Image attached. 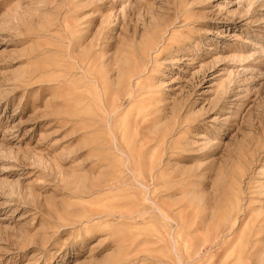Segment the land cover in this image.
<instances>
[{
	"label": "rangeland",
	"instance_id": "rangeland-1",
	"mask_svg": "<svg viewBox=\"0 0 264 264\" xmlns=\"http://www.w3.org/2000/svg\"><path fill=\"white\" fill-rule=\"evenodd\" d=\"M263 139L264 0H0V264H264Z\"/></svg>",
	"mask_w": 264,
	"mask_h": 264
},
{
	"label": "bare ground",
	"instance_id": "bare-ground-1",
	"mask_svg": "<svg viewBox=\"0 0 264 264\" xmlns=\"http://www.w3.org/2000/svg\"><path fill=\"white\" fill-rule=\"evenodd\" d=\"M141 72V71H140ZM136 75V74H135ZM131 76V75H130ZM139 76V75H138ZM137 77V76H136ZM134 78V77H133ZM96 80V79H95ZM94 80V81H95ZM130 80L131 79H127L125 82H124V80H123V82H122V89H123V91H124V95H126L132 102H130V104L131 103H135L136 101L135 100H137V98L140 96V95H143V94H141L140 93V91H139V89H140V87H139V89L138 90H136L135 89V91L133 90H130V89H128V85L130 84ZM98 80H96V82H97ZM137 83V82H136ZM135 88H138V87H135ZM101 91V90H100ZM122 92V91H121ZM120 92V93H121ZM79 94V93H78ZM145 94V93H144ZM75 95V94H74ZM144 96V95H143ZM75 97H77V96H75ZM74 97V98H75ZM84 98H87V97H85V96H83ZM83 97H81L80 96V94L78 95V98H79V100L77 99V101H79V102H83V103H85L84 101H86V100H83L82 101V98ZM114 97H115V95H114ZM147 97V96H146ZM141 98V97H140ZM139 98V99H140ZM143 98V97H142ZM104 101H102V102H104V105H103V103H102V105L104 106V107H102L103 109H106V113H107V115L110 117V118H112V119H116L117 118V114H118V110H117V108H119V106L121 105V99L118 101V99H117V101H116V99H111V101H109L110 103H108L107 104V101H108V99H106V97L104 96ZM144 99V98H143ZM81 100V101H80ZM100 100V99H99ZM147 100H149V99H147ZM74 101V103H75V101H76V99L75 100H73ZM72 101V102H73ZM116 101V102H115ZM126 101V100H125ZM139 101V100H138ZM145 101H146V99H145ZM143 102V101H142ZM138 103V102H137ZM76 104V103H75ZM143 104V103H142ZM149 104H150V102H149ZM76 105H78V104H76ZM75 105V106H76ZM84 105V104H83ZM141 105V104H140ZM144 105V104H143ZM73 106V105H72ZM85 106V105H84ZM86 106L88 107V105H87V102H86ZM148 106V105H147ZM74 107V106H73ZM76 107H78V106H76ZM87 107H82V108H87ZM89 108V107H88ZM79 109H81V108H79L78 107V109H72L73 110V112H72V114H71V116H79L80 114H81V111L79 110ZM142 109V107H139V109H138V111L139 110H141ZM144 109V108H143ZM71 110V111H72ZM81 110H83V109H81ZM90 110V109H89ZM137 110V109H136ZM104 111V110H103ZM130 109H126V111L125 112H123V114H124V116H123V120H124V123L125 124H127L126 126L128 127H131V128H135V129H139L140 128V126H142V125H144V123L145 122H140V124H138L139 123V117L138 116H140L139 115V113H135L134 115H132L133 116V118L132 119H128L129 118V116H130ZM142 111V110H141ZM147 111V110H146ZM87 112H88V110H87ZM86 112V113H87ZM132 112V111H131ZM134 112H136V111H134ZM145 112V111H144ZM83 114H85L84 113V111L82 112ZM145 113H148V112H145ZM89 114V113H88ZM105 114V113H104ZM140 114H141V112H140ZM149 114V113H148ZM147 114V115H148ZM86 115V114H85ZM106 115V116H107ZM143 115V114H142ZM81 117H82V115H80ZM88 116H90V115H88ZM100 116V115H99ZM104 116V115H103ZM96 117V116H95ZM105 117V116H104ZM119 117V116H118ZM74 118V117H73ZM83 118H85V117H82L81 119H83ZM89 119H90V117H88ZM100 118H102V117H100ZM99 118V119H100ZM107 118V117H106ZM98 119V118H97ZM103 119V118H102ZM86 120V119H85ZM84 120V121H85ZM105 120V119H104ZM108 120H110V119H108ZM119 120V119H118ZM121 120V119H120ZM123 120H121V122L120 123H122L123 122ZM76 121V120H75ZM97 121V120H96ZM102 121V120H101ZM116 120H114V122H115ZM144 121H145V119H144ZM98 122V121H97ZM110 122H111V120H110ZM113 122V121H112ZM117 122V121H116ZM115 122V123H116ZM78 123V122H77ZM99 123V122H98ZM123 123V124H124ZM85 124V123H84ZM89 124V123H88ZM91 124V123H90ZM108 124V123H107ZM106 124V125H107ZM111 124H113V123H111ZM123 124H122V126H123ZM93 125V124H92ZM97 125V124H96ZM110 125V124H109ZM112 126V125H111ZM118 126V125H117ZM125 126V125H124ZM254 126V125H253ZM91 127V126H90ZM259 127V126H258ZM257 127V128H258ZM114 128H115V125H114ZM120 128V126L118 127V129ZM122 128V127H121ZM93 129H95V128H93ZM112 129H113V126H112ZM130 130V129H129ZM260 130V129H259ZM116 131H117V129H116ZM119 131V130H118ZM122 131V130H121ZM129 132V131H128ZM131 132V131H130ZM119 133H120V131H119ZM122 133H123V131H122ZM124 133H125V131H124ZM118 134V133H117ZM136 134V133H135ZM134 134V135H135ZM262 134V133H261ZM119 135H121V137H122V134H119ZM126 135V134H125ZM111 136H113V135H111ZM258 136V135H257ZM126 137H127V135H126ZM126 137H124V138H126ZM139 137H140V134H139ZM94 138V137H93ZM123 138V137H122ZM255 138V137H254ZM261 138V137H260ZM119 139H120V136H119ZM258 139V138H257ZM131 140V139H130ZM130 140H128V138L126 139V141H127V143H130V142H128V141H130ZM135 140H140V139H135ZM256 140V139H255ZM259 140V139H258ZM264 140V139H263ZM114 141V140H113ZM126 141H125V143H126ZM132 141V140H131ZM157 141H159V139L157 140ZM260 141H261V139H260ZM100 142V141H99ZM120 142H122V141H120ZM140 143H142V141H139ZM114 143V142H113ZM115 143H118V142H115ZM115 143H114V145H115ZM132 143V142H131ZM159 143V142H158ZM123 145V144H122ZM129 145V144H128ZM138 145V144H137ZM153 145V144H152ZM151 145V146H152ZM112 146V145H111ZM131 146H134V145H131ZM149 146V145H148ZM155 146H157V145H155ZM115 147V146H114ZM113 147V148H114ZM126 147V146H125ZM124 147V148H125ZM129 147V146H128ZM153 147H154V145H153ZM118 148H120V147H118ZM152 148V147H151ZM155 148V147H154ZM153 148V149H154ZM117 149V148H116ZM115 149V150H116ZM122 149V148H121ZM146 149H148V148H146ZM152 149V150H153ZM128 150V149H127ZM145 150V149H144ZM150 151H151V149H149ZM123 151V150H122ZM128 151H130V149L128 150ZM127 151V152H128ZM131 151H133L132 149H131ZM130 151V152H131ZM146 151V150H145ZM148 151V150H147ZM149 151V152H150ZM154 151V150H153ZM119 152V151H118ZM129 152V153H130ZM120 153L122 154H119V155H121V156H125V154L123 153V152H121L120 151ZM116 154H118V153H116ZM150 154H152V153H150ZM146 155H147V153H146ZM123 156V157H124ZM131 158H130V160L132 159V160H134L135 159V156L134 157H132V156H130ZM149 156L147 155V157L146 158H148ZM162 157V156H161ZM143 158V157H142ZM168 158V157H167ZM166 158V159H167ZM102 159V158H101ZM119 159V158H118ZM153 159V156H152V158H150V160H152ZM105 160V159H104ZM108 160V159H107ZM143 160V159H142ZM149 160V161H150ZM162 160V159H161ZM161 160L159 159V161L161 162ZM102 161V160H101ZM108 161H110V160H108ZM119 161V160H118ZM129 161V160H128ZM138 161V160H137ZM159 162V163H160ZM165 162H167V161H165ZM99 163H101V162H99ZM127 163V162H126ZM168 163V162H167ZM166 164V163H165ZM250 165V164H249ZM248 167H250V166H247L246 168H248ZM141 168V167H140ZM246 171V170H245ZM238 172V171H237ZM246 174V172L244 173V175ZM244 175H242L241 177H243ZM134 178V177H133ZM132 178V179H133ZM135 180V179H134ZM142 180V179H141ZM137 182V181H136ZM139 183V182H138ZM141 184V183H140ZM140 186H143V185H140ZM144 187V186H143ZM252 192V191H251ZM253 193V192H252ZM251 193V195H253ZM249 194V193H248ZM251 197H253V196H251ZM255 197V196H254ZM252 199V198H251ZM256 200V199H255ZM258 202V201H257ZM232 203V202H231ZM228 207H229V212L228 213H224L223 214V217H221V220L223 221V223L227 226V222L229 221V219H230V200L228 201ZM254 205V204H253ZM252 206V205H251ZM250 206V207H251ZM255 206V205H254ZM260 206V205H259ZM238 207V206H237ZM258 208V207H257ZM261 208V207H260ZM255 209V208H254ZM253 210V209H252ZM248 211V210H247ZM250 211V210H249ZM225 212V211H224ZM243 213V212H242ZM246 214V213H245ZM250 214V212L249 213H247L246 214V216L247 215H249ZM96 216V215H95ZM235 216V215H234ZM233 216V217H234ZM250 216V215H249ZM264 216V215H263ZM238 217V216H237ZM248 217V216H247ZM258 218H260V217H258ZM258 218H254V219H251V220H247L246 219V221L244 222V225H243V229H244V231H247V234H246V238L248 239V241H247V243L249 244V247H248V249H247V251L246 252H248V253H250L251 251H248V250H251V249H255V247H254V243L255 242H258L259 240H261L262 241V239H263V235L262 236H259V237H256L259 233H260V231H261V227L258 225V223H259V220H258ZM238 219V218H237ZM262 219H264V217H262ZM222 223V224H223ZM241 223V222H240ZM224 224H223V226H224ZM236 225V224H235ZM233 226V225H232ZM227 228H228V230L229 231H231L230 230V225H228L227 226ZM233 228V227H232ZM233 231V230H232ZM243 231V230H242ZM247 244V245H248ZM257 244V243H256ZM254 252V251H253ZM251 254H248V257L250 256Z\"/></svg>",
	"mask_w": 264,
	"mask_h": 264
}]
</instances>
